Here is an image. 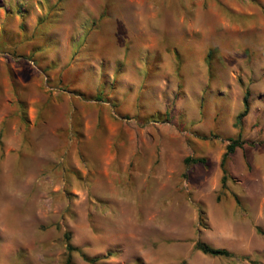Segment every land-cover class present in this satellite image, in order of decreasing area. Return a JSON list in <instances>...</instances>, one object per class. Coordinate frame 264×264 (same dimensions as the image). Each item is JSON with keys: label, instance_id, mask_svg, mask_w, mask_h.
Returning <instances> with one entry per match:
<instances>
[{"label": "rangeland", "instance_id": "rangeland-1", "mask_svg": "<svg viewBox=\"0 0 264 264\" xmlns=\"http://www.w3.org/2000/svg\"><path fill=\"white\" fill-rule=\"evenodd\" d=\"M65 232L100 264H264V0H0V264H65Z\"/></svg>", "mask_w": 264, "mask_h": 264}, {"label": "trees", "instance_id": "trees-1", "mask_svg": "<svg viewBox=\"0 0 264 264\" xmlns=\"http://www.w3.org/2000/svg\"><path fill=\"white\" fill-rule=\"evenodd\" d=\"M250 94L249 88L245 87L244 88V95H243V107L242 110L237 114L236 116V121L240 122L241 119L248 113L249 111V102H248V96ZM230 142L226 145V150L223 153L222 157H221V161H220V165L223 171V176H222V180L224 182L225 177H226V168H225V162L226 159L228 158L229 154L233 153L235 148L237 146H241L244 141L236 138V139H229ZM184 161L186 164L189 163H197V162H204L205 158L203 157H191V156H187L184 158ZM222 187H224V183L222 184ZM64 237H65V248L67 251V256L65 259V264H71V253L73 251H79L81 253V256L83 257L84 260H86L89 263L92 264H100L98 263V260L102 257L99 255L96 256H92L89 257L88 255H86L85 253H83L81 250H79V248H77L76 246H74L71 242H70V232H65L64 233ZM195 247L197 249H199L200 251H202L205 254H209L211 256H232L233 254L225 249V248H218V247H212L209 244H207L204 241L198 240L195 243ZM244 258H246V256H242ZM253 264H256L255 261H253Z\"/></svg>", "mask_w": 264, "mask_h": 264}, {"label": "crops", "instance_id": "crops-1", "mask_svg": "<svg viewBox=\"0 0 264 264\" xmlns=\"http://www.w3.org/2000/svg\"><path fill=\"white\" fill-rule=\"evenodd\" d=\"M236 7L238 8L239 7V9H241V6H238V5H236ZM177 15V14H176ZM178 16V15H177ZM175 22H177V23H181V22H179V18L177 17V19L175 20ZM191 42V41H190ZM200 55L198 56V58H197V62H199V63H201V60H200Z\"/></svg>", "mask_w": 264, "mask_h": 264}]
</instances>
